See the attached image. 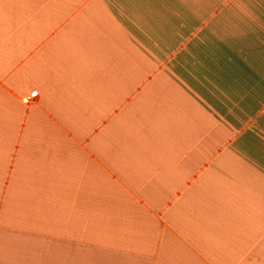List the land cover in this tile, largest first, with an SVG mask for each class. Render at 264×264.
I'll return each mask as SVG.
<instances>
[{
	"label": "crops",
	"instance_id": "0c3cea01",
	"mask_svg": "<svg viewBox=\"0 0 264 264\" xmlns=\"http://www.w3.org/2000/svg\"><path fill=\"white\" fill-rule=\"evenodd\" d=\"M0 264H264V0H0Z\"/></svg>",
	"mask_w": 264,
	"mask_h": 264
}]
</instances>
